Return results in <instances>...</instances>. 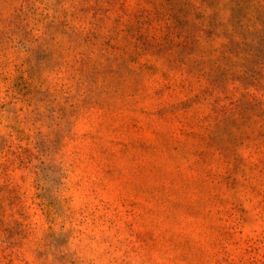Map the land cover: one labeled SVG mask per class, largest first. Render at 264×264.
I'll use <instances>...</instances> for the list:
<instances>
[{
    "label": "rangeland",
    "instance_id": "1",
    "mask_svg": "<svg viewBox=\"0 0 264 264\" xmlns=\"http://www.w3.org/2000/svg\"><path fill=\"white\" fill-rule=\"evenodd\" d=\"M0 264H264V0H0Z\"/></svg>",
    "mask_w": 264,
    "mask_h": 264
}]
</instances>
